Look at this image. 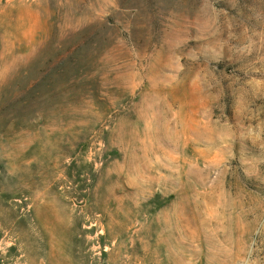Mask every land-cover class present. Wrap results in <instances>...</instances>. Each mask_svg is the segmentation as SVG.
Wrapping results in <instances>:
<instances>
[{
  "label": "rangeland",
  "instance_id": "rangeland-1",
  "mask_svg": "<svg viewBox=\"0 0 264 264\" xmlns=\"http://www.w3.org/2000/svg\"><path fill=\"white\" fill-rule=\"evenodd\" d=\"M0 264H264V0H0Z\"/></svg>",
  "mask_w": 264,
  "mask_h": 264
}]
</instances>
